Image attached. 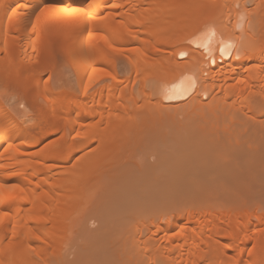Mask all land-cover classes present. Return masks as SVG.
<instances>
[{
    "label": "bare ground",
    "instance_id": "bare-ground-1",
    "mask_svg": "<svg viewBox=\"0 0 264 264\" xmlns=\"http://www.w3.org/2000/svg\"><path fill=\"white\" fill-rule=\"evenodd\" d=\"M0 29L4 89L47 93L0 90V264H264V0H0Z\"/></svg>",
    "mask_w": 264,
    "mask_h": 264
},
{
    "label": "rangeland",
    "instance_id": "rangeland-1",
    "mask_svg": "<svg viewBox=\"0 0 264 264\" xmlns=\"http://www.w3.org/2000/svg\"><path fill=\"white\" fill-rule=\"evenodd\" d=\"M0 32H1V29H0ZM0 42L1 43H4V41L6 40V37H5V35H1V37H0ZM172 53H171V55L172 56H174V55H177L178 54V48H177V46H175V47H172ZM61 53V52H60ZM64 53L62 52L61 54H60V57H59V52L58 53H55V55H53L52 57H49L48 58V60L46 61V63H47V65H43V66H41V67H43L42 68V70H43V75L41 74V81L42 82H46V83H49L50 84V86L52 85V86H56V84H58L57 83V72H58V69L59 68H61L62 67V65L65 63V65L66 66H68L67 68L70 70V67H69V65H67L68 63H67V61L64 59L66 56H64L63 55ZM121 54L122 55H124V56H121ZM58 55V56H57ZM63 55V57H61ZM117 56H115V57H117L116 59L118 60V57L119 56H121L122 57V59H121V57H119V62L117 61V66H118V70H119V73H120V76H121V79H122V82H121V87H125V89L126 90H131L133 87H140V86H142L143 85V83H144V80L142 79V74L141 75H139V77H138V80H137V83L135 84L134 83V79H135V77H136V74L134 73V71L132 70V67H131V64H130V62L128 61V58H132L133 57V51H131V50H127V51H125V52H122V53H120V55L119 54H116ZM55 56H57V57H55ZM132 56V57H131ZM53 58V59H52ZM55 58V59H54ZM180 58L181 59H185V57H184V55H180ZM11 59H9V57L8 56H6V46L4 45V46H2L1 48H0V64L1 65H4V66H7V65H10L11 64V61H10ZM56 60V61H55ZM54 61H55V63H54ZM65 61V62H64ZM60 66V67H59ZM54 84V85H53ZM152 84H154V81L153 80H149V81H147L146 82V85H149V86H151ZM12 86V85H11ZM7 87L9 88L10 86H6L5 85V89H4V85H3V83L1 84V82H0V90H2V91H4V90H6L7 89ZM13 88V89H12ZM12 90L10 89L9 91L10 92H12L11 94L9 93V91H4L5 93H7V94H5V95H7V96H11V100L12 99H14L15 98V100L16 101H14V100H12L11 102H12V104H11V108L13 107H15V110H17V109H19V110H21L22 111V109H24V111L26 112L27 111V113L29 112V111H33V110H35V108L38 106V107H44V106H46V100H45V96L47 95V93L45 92V91H43V92H39V93H36L35 91L37 90V86H31V88H30V91H28V94H27V96L25 95L24 97H23V93H22V91H20V89H19V91L20 92H18L17 90H16V92H15V88H14V86H12ZM4 89V90H3ZM16 89H18L17 87H16ZM14 90V91H13ZM1 91V92H2ZM0 92V93H1ZM19 93V95H18V93ZM147 92H149V90H147ZM20 93H22V94H20ZM1 94H3V92L1 93ZM13 94V95H12ZM4 95V94H3ZM4 95V96H5ZM29 95L31 96V97H29ZM3 96V97H4ZM8 97V98H9ZM12 97H14V98H12ZM22 97H23V99H22ZM25 97H26V100H25ZM27 97H29V98H27ZM5 98H6V96H5ZM34 98H36V99H34ZM22 100L24 101V102H22ZM36 101V103L34 102V101ZM22 102V103H21ZM21 103V104H20ZM152 103V102H151ZM153 103H154V101H153ZM149 102H145L144 104H143V107H142V110L144 111V112H146L150 117H149V121H152V117H151V115L152 114H154V111H153V113L151 112V110L149 109ZM193 104V103H192ZM19 105V106H18ZM22 105V106H21ZM152 105L153 104H151L150 106L152 107ZM23 106H24V108H23ZM20 107H22V109H20ZM191 106H189V105H186L185 107H183L182 109H181V112H187V111H189V108H190ZM12 108V109H13ZM17 108V109H16ZM14 110V111H15ZM19 110H17V111H19ZM20 112V111H19ZM31 112H29V114L31 113ZM191 113V112H190ZM31 114H33V113H31ZM30 114V115H31ZM187 114H188V112H187ZM32 116V115H31ZM182 118L183 119H186L187 118V116L186 115H183L182 116ZM29 123H31V122H29ZM182 129H183V127H181ZM149 136H151L152 138L155 136L153 133L152 134H148V142H149ZM151 138V139H152ZM50 139L51 138H48V139H45L44 141H42V145H45V144H47L49 141H50ZM262 142H264V141H262ZM261 142V140H260V146H261V148L263 149L262 150V152L264 153V143H262ZM40 145H41V143H40ZM40 145L38 146V147H40ZM41 145V146H42ZM37 147V148H38ZM260 148V149H261ZM220 151H221V149H220ZM220 153V152H219ZM216 154H218V152H216ZM261 163H264V157H263V159H262V162ZM264 165V164H263ZM221 179H223V178H221ZM226 197L227 196H229V194L227 193L226 195H225ZM258 197H254V199H257ZM255 206H256V203H253V204H251V205H249V209H251V210H254L255 209ZM91 226L93 227V226H96V222L94 223V222H92L91 223ZM73 237H75V240H76V236H72V238ZM70 239L69 241H68V246H72L71 244H70V242H73V240H74V238L73 239ZM75 240H74V242H75ZM70 244V245H69ZM70 249V250H69ZM66 250H69V251H66ZM66 250L64 249L63 251H62V253L63 252H67V253H65V254H68L69 252H71V248H67L66 247ZM64 254V253H63ZM70 256H72V254L70 253ZM60 257V256H59ZM55 258H58V256L56 257L55 256Z\"/></svg>",
    "mask_w": 264,
    "mask_h": 264
}]
</instances>
